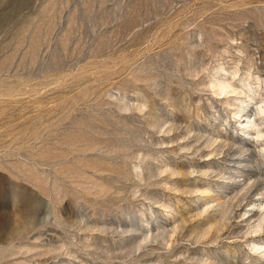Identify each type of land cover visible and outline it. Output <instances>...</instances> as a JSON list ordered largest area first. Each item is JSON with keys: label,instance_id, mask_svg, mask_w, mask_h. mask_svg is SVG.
Returning a JSON list of instances; mask_svg holds the SVG:
<instances>
[{"label": "rangeland", "instance_id": "rangeland-1", "mask_svg": "<svg viewBox=\"0 0 264 264\" xmlns=\"http://www.w3.org/2000/svg\"><path fill=\"white\" fill-rule=\"evenodd\" d=\"M0 264H264V0H0Z\"/></svg>", "mask_w": 264, "mask_h": 264}]
</instances>
